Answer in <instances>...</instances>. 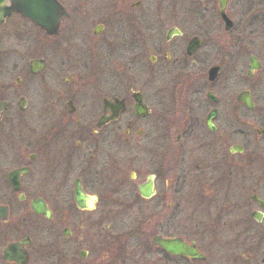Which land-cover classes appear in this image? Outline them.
<instances>
[{
    "label": "flooded vegetation",
    "instance_id": "obj_1",
    "mask_svg": "<svg viewBox=\"0 0 264 264\" xmlns=\"http://www.w3.org/2000/svg\"><path fill=\"white\" fill-rule=\"evenodd\" d=\"M55 1L53 32L18 13L0 26V264H264V48L247 44L236 96L216 90L230 45L205 37L209 15L232 36L231 0V31L208 0L193 34L181 0L158 17L140 1ZM258 18L264 0H247V27ZM26 48L29 63H7Z\"/></svg>",
    "mask_w": 264,
    "mask_h": 264
},
{
    "label": "rangeland",
    "instance_id": "obj_2",
    "mask_svg": "<svg viewBox=\"0 0 264 264\" xmlns=\"http://www.w3.org/2000/svg\"><path fill=\"white\" fill-rule=\"evenodd\" d=\"M133 1L134 2L140 1L141 6L138 10L141 13H153V15L150 16L158 17L159 12H168L173 10L171 5L169 4V2L173 0H133ZM181 1L184 8L187 10L186 28H188V33L193 34L194 32H196L197 29V24H196L197 18L195 17V15L198 10V4L201 1L207 3L208 0H181ZM229 9H230V17L233 19L235 23V28L233 30L234 33L232 34V36L228 37L224 34L225 31L221 23L220 17L214 13L216 16L209 15L207 17L210 23V28L208 29V32L210 33H208L209 35H205V37L206 40L208 39V43L212 45L216 43L217 45L226 44V43L230 45V52L232 54V58L229 59V62L225 63L223 73L219 78L216 90H220V91L228 90L227 85H233V91L237 96L241 91L247 90V44L253 43L255 45V48H264V23H259L262 22V19L258 18L255 20L258 21L259 24H257L255 28L247 27V0H231V3L229 4ZM205 34L207 33L205 32ZM18 53H19V57L12 55L10 56L11 60L7 63L8 64L11 62L14 63L16 59L20 60V57L22 58L23 62L29 63L30 60L36 57V51L34 49L26 48L24 50H19ZM213 64H214L213 60H208V62H206L203 65L204 71L207 73ZM107 69L110 71V73H113L110 67L109 68L107 67ZM231 75H233V77ZM230 77L232 78L231 83L228 81ZM240 139L241 138L237 133V136L235 138L236 143H241ZM127 221L130 222L131 217ZM113 236H116V233ZM108 242L112 243V246L118 244V242L115 240ZM128 246L132 247L130 243H128ZM129 253H132L131 250L129 251ZM244 254L245 253L243 252V255ZM135 260H136V256H135ZM243 260L244 258H242V260L239 261V264L243 263ZM137 261L140 262L139 264L149 263L147 257L141 253L138 255ZM106 263H109V260H107ZM119 264H133V263L129 256H125L123 257V259L119 261Z\"/></svg>",
    "mask_w": 264,
    "mask_h": 264
},
{
    "label": "water",
    "instance_id": "obj_3",
    "mask_svg": "<svg viewBox=\"0 0 264 264\" xmlns=\"http://www.w3.org/2000/svg\"><path fill=\"white\" fill-rule=\"evenodd\" d=\"M10 1L11 5L8 6L7 2ZM228 0L220 1L221 17L225 22V30L230 31L233 28V21H231L226 13L225 8ZM64 9L55 0H0V26H2L8 17L13 13L21 14L32 20L37 26L44 28L49 32H53L54 29L59 28L60 21L64 14ZM200 40L194 38L191 40L188 47V53L191 55L198 47ZM220 67H211L208 76L210 82H215L220 75ZM239 101L243 102L247 106V92L242 93L239 96ZM5 215L4 210H0V217ZM163 247L175 254L187 255L193 259H204L202 256H197L196 251L187 249L175 242H167Z\"/></svg>",
    "mask_w": 264,
    "mask_h": 264
}]
</instances>
